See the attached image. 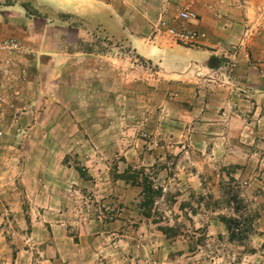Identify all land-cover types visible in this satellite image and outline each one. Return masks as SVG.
I'll return each mask as SVG.
<instances>
[{
  "label": "rangeland",
  "instance_id": "rangeland-1",
  "mask_svg": "<svg viewBox=\"0 0 264 264\" xmlns=\"http://www.w3.org/2000/svg\"><path fill=\"white\" fill-rule=\"evenodd\" d=\"M63 44L83 58L69 79L0 82V264H264V165L228 164L236 149L215 143L191 84L103 33ZM143 176L163 189L150 218ZM222 218L239 220L242 239Z\"/></svg>",
  "mask_w": 264,
  "mask_h": 264
},
{
  "label": "crops",
  "instance_id": "crops-1",
  "mask_svg": "<svg viewBox=\"0 0 264 264\" xmlns=\"http://www.w3.org/2000/svg\"><path fill=\"white\" fill-rule=\"evenodd\" d=\"M184 8L200 16L187 28L208 35L200 47L182 46L152 31L160 14L174 22L176 14L168 13L178 15ZM72 31L84 40L103 33L172 81L191 84L197 104L193 110L211 117L206 125L223 135L215 143L236 149L231 156L226 152L228 164L264 165V0H0V50L9 49L1 58L9 67L0 66V82L31 88L28 83L45 74L43 82L51 87L52 72L60 74L58 83L66 75L69 79V62L78 66L83 61L71 58L69 44L64 47V37ZM95 54L82 56L98 64Z\"/></svg>",
  "mask_w": 264,
  "mask_h": 264
},
{
  "label": "built area",
  "instance_id": "built-area-1",
  "mask_svg": "<svg viewBox=\"0 0 264 264\" xmlns=\"http://www.w3.org/2000/svg\"><path fill=\"white\" fill-rule=\"evenodd\" d=\"M199 17L197 11L184 8L175 17L174 22L161 16L156 28L159 32H164L176 44L192 48L200 47L202 42L208 39V35L200 29H189L186 26V24L198 22Z\"/></svg>",
  "mask_w": 264,
  "mask_h": 264
},
{
  "label": "trees",
  "instance_id": "trees-1",
  "mask_svg": "<svg viewBox=\"0 0 264 264\" xmlns=\"http://www.w3.org/2000/svg\"><path fill=\"white\" fill-rule=\"evenodd\" d=\"M153 178L148 176H143L141 182L136 181L134 183L141 184L143 187V202L141 203V207H145L149 209L148 213L145 214L147 218H150V209L156 204V200L163 195V189L156 186V184L152 180ZM235 212H239V210ZM223 223L227 226L230 232V240L237 241L242 239V235L244 234L243 229H240V222L235 218H222ZM163 234L168 235L173 231V228L165 227L161 228Z\"/></svg>",
  "mask_w": 264,
  "mask_h": 264
}]
</instances>
